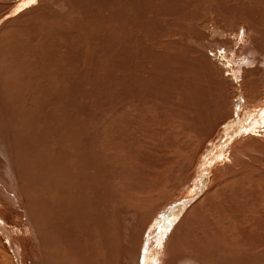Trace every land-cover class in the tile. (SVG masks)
I'll list each match as a JSON object with an SVG mask.
<instances>
[{
  "label": "bare ground",
  "instance_id": "obj_1",
  "mask_svg": "<svg viewBox=\"0 0 264 264\" xmlns=\"http://www.w3.org/2000/svg\"><path fill=\"white\" fill-rule=\"evenodd\" d=\"M173 1H115L120 12L114 10L107 18L99 14L105 26L98 23L96 29L104 30H98L97 36L85 35L84 41L96 46L86 50L83 40L72 38L65 56L59 49L63 46L47 38L45 0L15 14L21 0H0V233L15 264H264V0L238 6L233 2L230 7L225 5L228 0H214L209 6L216 15L205 31L193 21L201 20L193 9L197 0ZM158 4L163 7L158 9ZM172 4L181 6L186 12L181 16L178 12L179 18L185 16L192 24L190 35L185 36V28L178 51L194 52L195 61L188 54L164 58L152 51L160 44L157 39L165 25L174 23L171 16L177 13ZM89 9L91 25L99 16ZM152 14L155 17L150 19ZM174 73L180 77H173ZM98 78L106 79L103 90L111 98L107 115L123 112L127 104H134V110L151 103L160 110L148 108L164 117L159 114V121L155 112V118L149 113L152 120L137 117L139 123L149 120L141 128L151 124L147 127L156 134L171 130L177 139L168 153L161 150L166 152L160 153L154 170L137 172L144 179L128 193L129 198L119 191L113 196L116 190L110 184L115 182L100 176L103 168L93 169L94 150L105 148L94 146L97 130L104 125L102 120L94 124L96 113L91 116L88 103L87 107L76 104L81 92L87 96L89 85L95 90ZM64 82L74 103V108H65L71 111L69 117L64 115V95L59 91ZM97 95V90L89 94L91 106H99V99L92 98ZM60 110L65 111L62 117ZM17 131L24 136L18 138ZM9 148L16 157L12 161ZM120 152V159L108 151L103 156L114 155L119 162ZM158 155L152 152L151 157ZM98 162L96 166L102 165ZM106 162L107 166L111 160ZM123 162L120 165L129 163ZM177 192L180 197L174 201ZM4 254L0 264H8Z\"/></svg>",
  "mask_w": 264,
  "mask_h": 264
},
{
  "label": "rangeland",
  "instance_id": "obj_2",
  "mask_svg": "<svg viewBox=\"0 0 264 264\" xmlns=\"http://www.w3.org/2000/svg\"><path fill=\"white\" fill-rule=\"evenodd\" d=\"M46 1V4H47V7H46V12H47V21H44L45 22V31H47L46 33V35L48 36H45V37H47L49 40H50V42H52L53 40L54 41H56L57 42V44H61V46H63V47H60L59 45H57V46H59V49L61 50V53H65V56L67 55V53H68V51H69V48H70V41H71V39L72 38H74L75 40H77L78 41V39H80L79 41L81 42L82 40V42H81V45H82V47H84L83 45H86V47H84V49L86 48V50L87 49H91L92 47H95L94 45H91V44H87L86 42V40L84 41V39H85V37L88 35V36H97V34H98V32H100L101 30H104V28H103V26H105V22H103L102 23V19H101V16L102 17H108V16H111V14L113 13V12H115L114 10H119L118 8H117V6H115V5H118V4H116L115 3V1H117V0H45ZM48 1V2H47ZM58 1V2H57ZM94 1V2H93ZM97 1V2H96ZM109 3H108V2ZM169 1H173V0H168V4H171ZM212 1H213V3H212ZM228 1H230L229 3H228ZM228 1H226V3H228V6H227V4H225L226 5V7H230V5L234 2V4L233 5H237V3H242V5H244V3L246 4V1L247 0H239V1H237V0H234V1H232L231 2V0H228ZM74 2H75V4H74ZM78 2H79V4H80V6H79V4H78ZM82 4H81V3ZM104 2V3H103ZM108 3V4H106V3ZM173 2H175V1H173ZM176 2H178V3H180V4H182L183 2H179L178 0H176ZM205 2H206V4H205ZM236 2V3H235ZM91 3H92V5H91ZM98 3V4H97ZM114 3V8H111V5ZM212 3V4H211ZM49 4V5H48ZM76 4H77V6H76ZM87 4V5H86ZM94 4V5H93ZM194 6H193V9L194 8H196V10L195 11H198V14L201 16L200 18H201V20H202V23H200L199 24V21H201L199 18L198 19H196V21L195 20H193L194 21V24L196 25V26H198V27H200L201 29L200 30H203V31H205L206 29H207V27L210 25V24H212L213 23V17H211V16H213L214 14L216 15V13H212V12H214V11H212V7H211V9H210V6L209 5H213L214 4V0H197V1H195V3H192ZM230 4V5H229ZM252 4V3H251ZM254 4V3H253ZM75 5V6H74ZM224 5V6H225ZM246 5H248V4H246ZM81 8V10L80 9H78L79 7ZM84 6V7H83ZM93 6V7H92ZM171 7H172V10L173 9H175V10H173V11H175L177 14L176 15H174V17L173 16H171V21H172V23H173V25H172V27L171 26H168V25H165V27H164V29H163V31H164V33L162 32V34L158 37V39H157V41L160 43L159 45L157 44V45H155L154 47H152V51L154 52H156V54H158V55H161L160 57H164V58H166L167 56L169 57V56H172L173 54L176 56V55H178L177 53H180V55L181 56H186L187 54V56H189V57H191L192 59H190V58H188L189 60H191V61H195L196 59H198L197 58V56H196V54H193L192 53V51H188L187 53H185V55H183V52L180 50V51H178L179 49V46L180 45H182V43L181 42H184L185 41V37H183L184 35H183V33L184 32H186V29H188L187 30V32H186V35L185 36H187V35H190L191 33H190V30H191V26H192V24H191V22L190 21H187V19H186V17L184 16V20H182L183 19V17L182 18H179L181 15H185V10L184 11H182V9H181V6H179V8H178V5H177V7H175L176 5H174V4H172V5H170ZM238 6V5H237ZM240 6V5H239ZM70 7V8H69ZM78 7V8H77ZM86 7H88V8H86ZM89 7L92 9V10H96V12H95V14L97 15L98 14V16H99V14L101 15V16H99V19L98 20H100V21H98L97 20V18H95V20H94V18L91 20V25H90V18H89V20L87 19L88 17V13H90L91 11H90V9H89ZM118 7H119V5H118ZM163 7V5L162 4H158V9L159 8H162ZM183 7V6H182ZM84 8V9H83ZM167 8H168V6H167ZM200 8V9H199ZM100 9H102V10H100ZM180 9V10H179ZM77 10V11H76ZM85 10V11H84ZM87 10V11H86ZM178 10V11H177ZM72 11V12H71ZM79 11H82V12H79ZM89 11V12H88ZM184 12V13H182V12ZM208 11H209V13H208ZM118 12H120V11H118ZM178 12H181V14H180V16H179V13ZM212 13V14H211ZM51 14V15H50ZM57 15V16H56ZM108 15V16H107ZM123 15V14H122ZM170 15H171V12H170ZM209 15V16H208ZM175 16H176V18H175ZM150 17V16H149ZM152 17H155V16H153V14H152V16L150 17V19H153ZM209 18V19H206V18ZM178 18V19H177ZM203 18V19H202ZM175 19V20H174ZM89 22H88V21ZM155 20H158V21H160V22H164V21H161V19L159 18V17H157L156 16V18H155ZM163 20V19H162ZM211 20V21H210ZM93 21V22H92ZM182 21V22H181ZM205 21H208L207 23L205 22ZM97 22V23H96ZM176 22H179L181 25H183V27L184 28H181V30H180V28H178V26H177V24H176ZM197 22V23H196ZM85 23H87L86 25L88 26H86L85 25ZM98 23H100V25L102 24L103 26H100L98 29H96V25L98 24ZM165 23V22H164ZM83 24V25H82ZM89 24V25H88ZM169 25H171L170 23H168ZM85 25V26H84ZM202 25V26H201ZM84 27V28H83ZM86 27L87 28H89L88 30L89 31H86L87 29H86ZM205 27H206V29H205ZM81 28H82V30L84 31V32H81ZM186 28V29H185ZM85 29V30H84ZM94 31H93V30ZM96 29V30H95ZM171 29V30H170ZM173 29V30H172ZM179 29V30H178ZM184 29V30H183ZM78 32H77V31ZM99 30V31H98ZM174 30H175V32H176V34H175V32H174ZM59 31H60V34H59ZM62 31V32H61ZM72 31V32H71ZM93 31V32H92ZM98 31V32H97ZM169 31V32H168ZM172 31V32H171ZM180 31H181V33H180ZM183 31V32H182ZM189 31V32H188ZM90 32V33H89ZM102 32V31H101ZM57 33V34H56ZM95 35H94V34ZM174 33V34H173ZM68 34V35H67ZM81 34V35H80ZM63 35L65 36V37H63ZM86 35V36H85ZM72 36H74V37H72ZM75 36H76V38H75ZM69 37V38H68ZM58 38V39H57ZM177 38V39H176ZM184 38V39H183ZM74 39H72V41L74 40ZM163 39V40H162ZM178 39H179V41H178ZM183 39V40H182ZM57 40H59V41H57ZM173 40V41H172ZM162 41V42H161ZM166 41V42H165ZM174 41H177V42H174ZM181 41V42H180ZM59 42V43H58ZM70 42V43H69ZM172 42V43H171ZM186 43H187V45H191V42H189V41H186ZM177 46V47H176ZM91 47V48H90ZM161 47V48H160ZM62 48V49H61ZM68 48V49H67ZM167 49V50H166ZM165 51V52H164ZM154 52V53H155ZM163 52V53H162ZM167 52V53H166ZM182 52V53H181ZM190 52V53H189ZM173 55V56H174ZM193 57H195L196 59H193ZM186 57H185V59H187ZM184 59V60H185ZM175 63H173L172 62V65H174ZM175 67V66H174ZM178 73V72H177ZM177 73H174L175 75H173V77L174 76H176V78L178 77H180V76H178L179 75V73H178V75H177ZM93 77H99V74H97V76H92V78ZM91 78V77H90ZM90 78H88V79H90ZM88 79H86V80H88ZM101 79V78H100ZM99 78L93 83L94 84V87H95V90H97V91H99V93H100V95H97V97L96 96H92V98L94 99V101L95 102H97L98 101V99H99V101L97 102V104L99 103V106L97 107V106H91V99H90V96H89V94H94V89H92L91 88V86L89 85V89L87 90V96H84V92H81L80 94V97H82L81 98V100H77V101H79V102H77L76 101V104L77 105H80L81 107H87V103H88V106L89 107H91L92 109H90L89 111H90V113H91V116H93L94 115V112L96 113V114H98V115H94L95 116V118H94V116L92 117V120H94L93 122H94V124H96L97 122H99V120L103 123V125H104V127H105V129H107V127H111V126H113V125H115L116 126V129H115V126L113 127V128H111V129H107V130H105L104 129V127L102 126V125H100V127H101V130H100V127H99V129L97 130L98 132H97V136L99 137V139H98V137L95 139V144H94V146L95 145H97L96 143H99L98 145H99V147H102V149L104 148V146H105V148H104V150H101L100 149V151L98 150V149H96V150H94L95 148H97V147H94L93 146V150H94V153L96 152L97 154H95L96 155V160H95V164L93 165V169H95V171H97V168L96 167H99V169L98 170H100L101 168H103L104 170H106L108 167H110V165L111 166H113V164L115 165V167L113 166V167H110L111 168V170H110V168L109 169H107L108 171H109V173H108V171L106 172V171H104L103 169L101 170V171H103L104 173L106 172V173H108V175H106V173L104 174L103 172H100L99 173V171H98V173L100 174V176H102L101 174H103V176H104V178H108V180H107V182L108 183H111V180H113L112 181V183L113 182H115V183H113V184H110L111 185V188L113 187L114 188V190H116V193L115 194H112L113 196H115V195H117V191H119L120 193H123L124 195H126L127 197L129 196V197H131L130 196V194H128L133 188H136L138 185H140L142 182H143V180L142 179H144V178H142V174L141 175H139L138 176V174L141 172V170H142V172L143 171H145V169H146V171L148 172V171H151V170H154V166H156V161L159 159V156L161 157V155H164L165 154V152L168 150V151H170V147H173L174 146V143H175V140H177L176 139V137H175V135L171 132V130H168V131H164V133L162 132V133H158V134H156V131L155 130H153L152 129V126L151 127H149V128H151V130H153V132H151L150 131V129L147 127L148 125L146 124L145 125V127H146V129L143 131V133H142V130L145 128L144 126V128H141L142 127V125H144V123L145 122H147L148 123V121L149 120H146V119H150L149 117H151V120L153 119V117L155 118V116L154 115H156V119H158L159 120V118H160V115H161V113L162 112H160V111H158V113L160 114H158V116H157V112H155L156 110H160L159 109V107H152V106H150V105H152L151 103L150 104H147V103H143V104H146V106L145 105H142L141 103V105L140 104H138V103H136L135 105H140V108H139V106H138V110L135 108L134 110H133V108H134V104L133 103H131V104H133V105H130V104H127V105H124V106H128L126 109H122L121 111H123V112H121V113H119V112H115V113H113V111H112V113L110 112L108 115L105 113V112H107V110L105 109V108H107V106H109L110 105V102H111V98H110V96L107 94V89L105 90V92H104V81L103 80H106V79H102V80H100ZM86 80H84V82L83 83H85L86 82ZM65 84L61 87V89L59 90V91H61V94H63L64 95V101L62 102V108H64V110H65V108H70V109H72V108H74L73 107V105H74V103H72L71 102V99H70V96H69V94H68V88L70 87L69 86V84L67 83V82H64ZM92 84V85H93ZM98 84V85H97ZM67 87H66V86ZM101 85V86H100ZM65 86V87H64ZM64 90H63V89ZM67 90H66V89ZM92 90V91H91ZM91 92V93H90ZM66 93V94H65ZM103 93H105V96H103ZM69 96V98H68V96ZM89 96V98L88 99H85V98H87ZM106 97H107V99H106ZM84 99V100H83ZM90 99V100H89ZM104 99V100H103ZM110 99V100H109ZM83 101V102H82ZM102 101V102H101ZM81 102V103H80ZM80 103V104H79ZM104 103V104H103ZM71 104V105H70ZM85 104V105H84ZM90 104V105H89ZM109 104V105H108ZM84 105V106H83ZM153 105H155V104H153ZM130 106L132 107L130 110H128V108H130ZM136 106V107H137ZM148 106L151 108H154L155 109V111L153 110V109H150V108H148ZM100 107H101V110H99L100 109ZM141 107H142V109H141ZM146 107V108H145ZM7 108H9V106H7ZM96 108V109H95ZM99 108V109H98ZM158 108V109H157ZM51 109V108H50ZM102 109H104V110H102ZM146 109H148V113L146 112L147 110ZM68 110V109H67ZM95 110V111H94ZM131 110H133V112L131 111ZM136 110V111H135ZM140 110H142V114H143V116H142V114H139V115H137L136 116V114H138V112H140L141 113V111ZM153 110V111H152ZM61 112V117H62V115H63V112H65V111H63V110H60ZM94 111V112H93ZM129 111V112H128ZM125 112H127L126 114L127 115H130L131 114V116H132V114H133V116H135V117H131V116H126V115H123V113L125 114ZM155 112V114L153 115V113ZM0 113H2V112H0ZM68 113H69V115H68ZM70 113H71V111L70 110H68V112L66 111V113L64 114V115H66L65 117H69L70 116ZM101 113V114H100ZM118 113V114H117ZM129 113V114H128ZM145 113H147V114H145ZM149 113H150V115H152V116H150L149 115ZM111 114V115H110ZM113 114H115V116L113 115ZM63 115V116H64ZM113 115V116H112ZM123 115V116H122ZM141 115V116H140ZM144 115H147V116H144ZM149 115V116H148ZM82 116V115H81ZM103 116H105V117H103ZM106 116H107V118H106ZM140 116V117H139ZM64 117V119H67V118H65ZM80 117V116H79ZM137 117L138 118H140L141 120H142V118L141 117H144V118H146L145 119V121H144V119H143V122L142 121H140V123H139V121H137V120H139V119H137ZM159 117V118H158ZM161 117L163 118L164 117V115H161ZM100 118V119H99ZM101 118H103V119H101ZM109 118V119H108ZM112 118V119H111ZM132 118L134 119H136V121H135V119L134 120H132ZM162 118H161V120H162ZM117 121L118 119V121H117V123H119L118 125L119 126H117L116 124V121ZM130 120V121H129ZM165 120V119H164ZM65 120H62L61 122H64ZM111 121H113V123L110 125L109 123H111ZM128 123H127V122ZM137 122V123H135V122ZM160 121V120H159ZM121 122L123 123V127H122V125H121ZM128 124V126L130 127V129H132V131L129 129V127H127V124ZM133 122L136 124V125H134L133 124ZM165 122H167L166 120H165ZM70 123V122H69ZM101 123V124H102ZM105 123V124H104ZM115 123V124H114ZM133 124V125H130V124ZM141 123H143V124H141ZM98 124V123H97ZM126 124V125H125ZM138 124V125H137ZM139 124L141 125V126H139ZM1 125H2V121H1V118H0V127H1ZM70 125V124H69ZM68 125V127H67V129H69V126ZM124 125L126 126L125 128H124ZM151 125V124H150ZM149 125V126H150ZM122 128H121V127ZM87 127H89V130H90V128H91V124L89 125V126H87ZM119 127H120V129H119ZM137 127V128H136ZM124 128V131L122 130ZM128 128V129H127ZM139 128V129H138ZM148 128V129H147ZM1 129V128H0ZM64 129H65V127H64ZM104 129V130H103ZM114 129V130H113ZM140 129H142L141 131H140ZM109 130H111V131H109ZM116 130V131H115ZM129 130V131H128ZM146 130H148V132L150 131V133H148ZM65 131V133H66V130H64ZM103 133H102V132ZM104 131H105V135H104ZM126 131H127V133H126ZM25 132V131H24ZM110 132V133H109ZM114 132V133H113ZM116 132V133H115ZM135 132H137V134H136V136H135ZM167 132V133H166ZM17 134H15L17 137L20 135V133L18 134V131L16 132ZM126 133V134H125ZM132 134V135H130V134ZM152 133H154V135H152V136H149V135H151ZM112 134V135H111ZM115 134V135H114ZM123 134H125V135H123ZM147 134H149V135H147ZM162 134V135H161ZM163 134H165V135H163ZM171 134V135H170ZM104 135V136H103ZM122 135L124 136L123 137V139H122ZM126 135H127V138H128V136H130V137H132V138H126ZM141 137H140V136ZM145 136V138L144 137H142V136ZM22 136H24L22 133H21V135L19 136V137H22ZM109 136H112V137H109ZM118 136V137H117ZM153 136H155V137H153ZM159 136V137H158ZM163 136H164V138H163ZM168 136V137H167ZM173 136V137H172ZM18 137V138H19ZM102 139H101V138ZM117 137V138H116ZM147 137H149V138H147ZM170 137V138H169ZM5 137H3V139H4ZM104 138H105V141L108 139V140H110V141H108L109 142V144H107L106 142H100V141H104ZM119 138V139H118ZM136 138V139H135ZM138 138V139H137ZM146 138L148 139V140H146ZM151 138H153V139H151ZM170 140H169V139ZM116 139V141L117 142H115L114 140ZM135 139V140H134ZM140 139H141V141H140ZM144 139V140H143ZM156 139V140H155ZM111 140H112V144L110 143L111 142ZM128 142H127V141ZM130 140V141H129ZM135 142H134V141ZM154 142H153V141ZM162 140V141H161ZM99 141V142H98ZM126 141V142H125ZM143 141V142H142ZM149 141V142H148ZM164 141V144L165 143H169L168 145H162L161 146V144H162V142ZM113 142H115V143H113ZM133 142L135 143V144H140V146L137 144V146L136 145H134L133 144ZM140 142V143H139ZM144 142H146V143H144ZM157 142V143H156ZM161 144H160V143ZM100 143H101V145H100ZM106 143V144H105ZM126 143V144H125ZM159 143V144H158ZM102 144H103V146H102ZM105 144V145H104ZM130 146H132V147H130ZM152 144V145H151ZM97 145V146H98ZM107 145H109V147L107 146ZM120 147H119V146ZM125 145H126V147H125ZM153 145H155L154 146V148H153ZM171 145H173V146H171ZM113 146L115 147V148H118V150L116 149V153L114 152L115 151V148H113ZM127 146H128V148H127ZM159 146V147H158ZM166 146V147H165ZM98 147V148H99ZM106 147H108V148H106ZM113 148V150L112 151H110V148ZM144 147V148H143ZM146 147V148H145ZM156 147V148H155ZM158 147V148H157ZM120 148V149H119ZM141 148V149H140ZM150 148V150H147V149H149ZM136 151V152H134L132 155H135V157L134 158H131V154L130 153H132L134 150ZM152 149H154V151H152ZM98 150V151H97ZM120 150H122V155H121V161H119L120 163L121 162H123V164L124 163H126V162H129V163H126V164H124V165H120V163L118 162V160H116V159H118V157L120 156V154H121V152H120ZM142 150H144V151H142ZM158 150V151H157ZM161 150H166V151H164V152H162ZM107 151H108V153L109 154H113L114 153V155L116 154H119V156L117 157L116 155V159H115V157H113L112 155H109V156H107V157H105L106 156V154H107ZM118 151L120 152V153H118ZM125 151V152H124ZM127 151H129V152H127ZM156 151V152H155ZM168 151L166 152V153H168ZM104 152H106V153H104ZM141 152H142V154H141ZM146 152V153H145ZM152 152H153V156H157V153L159 152V155H158V157L156 158V157H154L153 158V156L151 157V154H152ZM9 153H10V160L12 161V160H14L16 157L14 156V154H12V152H10V148H9ZM99 153V154H98ZM102 153H104V154H102ZM145 153V154H144ZM151 153V154H150ZM160 153H161V155H160ZM12 154V155H11ZM123 154L125 155V154H127V156H129V157H127V158H130V161H131V163H130V161H127V160H129V159H124V158H126V155L125 156H123ZM129 154V155H128ZM95 155H94V158H95ZM99 157H98V156ZM101 155V156H100ZM103 155H105V156H103ZM137 155H139V157L137 156ZM146 155V156H145ZM1 156V155H0ZM18 156V155H17ZM141 156H143V158L141 157ZM145 156V157H144ZM148 156V157H147ZM151 157V160H152V158H153V160L151 161V160H148V161H146L147 159H150V157ZM103 157H104V159H103ZM108 157H109V159H108ZM133 157V156H132ZM138 157V158H137ZM147 157V158H146ZM100 158H102V160L103 161H109L110 162V160H111V163L109 164H107V166L105 165V162H104V165H103V162H101L102 160L100 159ZM139 158H141V159H139ZM107 159V160H106ZM119 159H120V157H119ZM134 159H136V160H134ZM98 160L100 161V163H102V165L104 166V167H106V168H104V167H100V166H102V165H98V166H96L99 162H98ZM132 160H134V161H132ZM139 160H141V161H139ZM118 162V164H116L117 162ZM126 161V162H125ZM136 161V162H135ZM132 162H135V163H132ZM143 164H142V163ZM147 162H149V163H147ZM154 162H155V164H154ZM107 163V162H106ZM145 163V164H144ZM153 163V167H150V166H152L151 164ZM129 164V165H128ZM138 164V165H137ZM140 164V165H139ZM141 164H142V166H144V168L141 166ZM146 164H148V165H146ZM125 165H128V166H125ZM146 165V166H145ZM116 166L117 167H119L118 169L116 168ZM124 166H125V168H131L130 169V171L129 172H127L128 170L127 169H125L124 168ZM148 166L150 167V169L148 170ZM121 167H122V170H121ZM133 167H136V168H133ZM115 168V169H114ZM143 168V169H142ZM158 168V167H157ZM134 169V170H133ZM138 170V171H137ZM110 171H111V173H110ZM122 171H124V172H122ZM132 171V172H131ZM133 171H134V174H131V173H133ZM140 171V172H139ZM128 174H127V173ZM137 172H139V173H137ZM194 172V171H193ZM125 174V175H124ZM128 176H127V175ZM137 174V175H136ZM98 175V174H97ZM114 175V176H113ZM116 175H117V177H116ZM135 175H136V177H138V179L139 180H137L136 179V177H135ZM189 175H191V174H189ZM108 176V177H107ZM122 176V177H121ZM135 177V179H134V177ZM113 177V178H112ZM132 177V178H131ZM125 178V179H124ZM191 178V177H190ZM4 179H5V176H4ZM116 179V180H115ZM128 180V181H127ZM133 182H132V181ZM136 181V183H135V181ZM121 181H122V183H121ZM130 181H131V184L133 185V183H135L133 186L131 185L130 186ZM140 181H142L141 183H139ZM119 183V184H116V183ZM129 182V183H128ZM138 182V183H137ZM1 183V182H0ZM8 181H6L5 180V182L3 181V184L4 185H6L5 187H8ZM127 183H128V185H127ZM115 184H116V187H118V188H116L115 189ZM112 185H114V186H112ZM120 185V186H119ZM127 185V186H126ZM0 188H1V186H0ZM108 188H110L109 186H108ZM112 188V189H113ZM123 189V190H122ZM0 190H2V188L0 189ZM111 192H112V190H111ZM113 192H115V191H113ZM112 192V193H113ZM118 192V193H119ZM127 192V193H126ZM178 195V196H177ZM125 197V196H124ZM128 197V198H129ZM178 197H180V193L179 192H177V194L174 196V198L172 199V200H174L175 198H178ZM118 198H119V196H118ZM127 198V199H128ZM116 199V198H115ZM119 200V199H118ZM176 200V199H175ZM174 200V201H175ZM0 252H1V250H2V252L0 253V254H2V253H5L4 254V257L5 258H7L8 260V264H15V261L14 260H12L11 261V254H12V252H11V254H10V252H9V248H8V246H7V241L5 240V238L1 235V233H0ZM6 254H7V256H6ZM177 258L178 257H176V260H177ZM10 260V261H9ZM256 260V259H255ZM262 264H263V262H262Z\"/></svg>",
  "mask_w": 264,
  "mask_h": 264
},
{
  "label": "snow or ice",
  "instance_id": "obj_3",
  "mask_svg": "<svg viewBox=\"0 0 264 264\" xmlns=\"http://www.w3.org/2000/svg\"><path fill=\"white\" fill-rule=\"evenodd\" d=\"M36 0H21V5L20 7H17L12 14H15V12H18L22 10L23 7H27L30 4H34ZM261 126H264V119L261 121Z\"/></svg>",
  "mask_w": 264,
  "mask_h": 264
}]
</instances>
